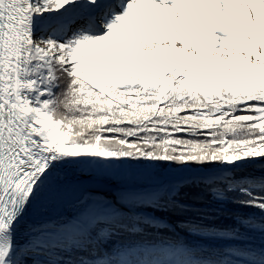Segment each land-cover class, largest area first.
Here are the masks:
<instances>
[{"label":"snow or ice","instance_id":"1","mask_svg":"<svg viewBox=\"0 0 264 264\" xmlns=\"http://www.w3.org/2000/svg\"><path fill=\"white\" fill-rule=\"evenodd\" d=\"M257 158L264 0H0V264H264V244L240 243L264 215L165 236L135 201L184 211L183 185L161 196L124 179L175 167L264 213V176L246 172ZM83 173L118 179L115 202L83 195ZM67 229L62 245L42 239Z\"/></svg>","mask_w":264,"mask_h":264},{"label":"trees","instance_id":"2","mask_svg":"<svg viewBox=\"0 0 264 264\" xmlns=\"http://www.w3.org/2000/svg\"><path fill=\"white\" fill-rule=\"evenodd\" d=\"M264 161V160H262ZM142 167V166H137ZM155 177H160L164 175L163 169H153ZM246 172L255 176H264V163L250 164L246 166ZM198 180V179H194ZM193 181V180H192ZM192 181L186 182L180 187L179 195L175 197L178 203L185 209L184 211L161 209L156 210L151 206L154 200L151 198H142L141 200L135 201L137 207H147L146 211L152 212L155 216L164 218L166 224L161 225V231L165 236H172L174 233L180 236H186L185 226L191 220H202L205 224H210L213 226H234L237 225V217L245 216L251 214L257 217L264 215L258 209L255 208H239L237 205L227 201V200H217L213 198L212 192L209 190V186L205 184H193ZM166 189L160 191V195L164 196L166 194ZM134 203L131 201L129 204ZM171 227L174 229V233L167 231L166 229ZM245 231V229H241ZM148 232L151 233L147 238L155 239L156 229L149 228ZM248 236L250 237L247 241H240V243H250L255 246H260L264 244V233L259 231H249ZM72 234L66 236V238H61L56 243H48L51 246H59L68 242ZM121 239L124 240H140L139 236H129L125 234Z\"/></svg>","mask_w":264,"mask_h":264},{"label":"bare ground","instance_id":"3","mask_svg":"<svg viewBox=\"0 0 264 264\" xmlns=\"http://www.w3.org/2000/svg\"><path fill=\"white\" fill-rule=\"evenodd\" d=\"M173 172H177V171H173ZM79 175H80V180L83 184V195L91 194L93 199L97 201L108 199L106 195H99L98 191L95 192L97 189H99V187L104 188L109 193L117 194L116 190L122 186L121 183H119L118 179L95 177L89 173H83ZM124 179L132 184L143 183V185H140L139 187H144V184H148L154 180L153 178L147 176L145 173L141 171L135 172V174L129 172L124 177ZM79 210H80V205L75 203L71 208H62L59 212L61 213V217H63L64 221L69 222L77 215Z\"/></svg>","mask_w":264,"mask_h":264},{"label":"water","instance_id":"4","mask_svg":"<svg viewBox=\"0 0 264 264\" xmlns=\"http://www.w3.org/2000/svg\"><path fill=\"white\" fill-rule=\"evenodd\" d=\"M257 163H264V161L262 160H256L253 164H257ZM209 171L211 172H216L217 170L216 169H210ZM176 173V174H174ZM194 179H199L198 177H192L190 176L188 173H181L179 171L177 172H166L163 176L161 177H158L156 179H154L152 182L148 183V184H144V187L145 188H155V189H160L163 190V189H166V188H169V186L171 185H183L185 184L186 182H189V181H192ZM135 186H140V185H143L142 184H138V183H134ZM99 193V195H106V197L108 198V200H111L113 202H115L116 200V196L117 194H113V193H109L107 192L104 188L102 187H99V189H97L95 192ZM131 200H128L125 202V205H124V208L126 209L127 208V204L126 203H130ZM158 218L157 222L164 225L166 224V220L164 218H161V217H158V216H155Z\"/></svg>","mask_w":264,"mask_h":264},{"label":"rangeland","instance_id":"5","mask_svg":"<svg viewBox=\"0 0 264 264\" xmlns=\"http://www.w3.org/2000/svg\"><path fill=\"white\" fill-rule=\"evenodd\" d=\"M258 160H264V159H259L257 158V161ZM250 165V164H249ZM143 172L145 173L147 176H150L151 178H157L155 177L154 175V172H153V169H148V168H144V167H137L135 170L131 171L130 173H134L135 172ZM173 171H178L175 167L172 168V169H163V172H173ZM72 234V231L71 229H67V230H64V231H53L51 233H48V234H44V236L42 237V239L44 240L45 243H56L58 242V240H60L61 238H66V236Z\"/></svg>","mask_w":264,"mask_h":264}]
</instances>
